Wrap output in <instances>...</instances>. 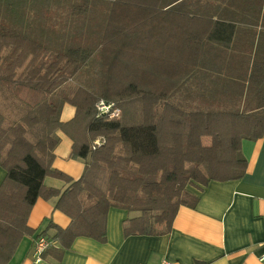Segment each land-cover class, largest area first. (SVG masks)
Instances as JSON below:
<instances>
[{
	"label": "trees",
	"instance_id": "16d2710c",
	"mask_svg": "<svg viewBox=\"0 0 264 264\" xmlns=\"http://www.w3.org/2000/svg\"><path fill=\"white\" fill-rule=\"evenodd\" d=\"M149 1L78 0L70 12L76 23L93 12L96 2L105 4L108 15L103 31L97 38L92 36L97 40L93 45L55 47L46 39L54 18L50 0L33 1L34 9L28 14L17 0H0V168L5 171L0 184V264H8L22 239L35 233L27 221L39 198H55L54 209L70 220L64 229L49 222L35 237H45L54 230L50 238L59 245L60 260L76 238L106 242L110 208L139 213L124 222L125 237L167 235L179 207H194L197 202L187 190L189 186L204 187L210 181L244 177L247 162L241 143L264 136V62L254 60L245 78L260 101L250 111L186 112L169 104L164 94H148L137 87L130 62L136 50L130 39L139 32L135 26L117 27L114 15L138 8H162ZM169 7L217 8L219 14L213 24L261 25L264 30V0H170ZM248 10L256 14H245ZM181 15L183 19L172 17L170 22L193 25L212 20ZM155 17H147L145 23H156ZM130 23L137 24V20ZM146 29L143 38L156 35ZM182 34L185 40L196 42L195 33ZM201 40L198 42L204 45ZM258 48L257 44L256 57ZM209 52V48L195 44L171 47L172 95L196 67L202 66L186 60L193 59L195 53ZM95 55L103 78L97 79V89L93 90L83 85L81 74L91 69ZM180 58L181 62H174ZM100 102L111 105L110 112L99 113ZM64 104L75 108L74 117L65 123L60 121ZM114 110H118L117 116H111ZM9 111L16 120L10 119ZM58 130L72 142L69 158L84 162L77 180L52 168ZM139 134L151 140V145L138 144ZM203 137L210 138L209 146L202 144ZM45 178L68 186L63 191L47 187ZM80 190L84 192L81 201Z\"/></svg>",
	"mask_w": 264,
	"mask_h": 264
},
{
	"label": "crops",
	"instance_id": "0c3cea01",
	"mask_svg": "<svg viewBox=\"0 0 264 264\" xmlns=\"http://www.w3.org/2000/svg\"><path fill=\"white\" fill-rule=\"evenodd\" d=\"M17 1L26 14L34 9L32 2L35 0ZM50 1L54 16L48 25L50 35L46 37L50 45H93L97 41L93 40L92 36L97 38L101 34L108 15L104 3L96 2L93 12L85 18L83 16L76 23V20L70 17V12L78 0ZM169 2L170 0H150L151 5H159L162 8H138L114 15L117 27L135 26V31L139 32V35L135 33L130 39V44L133 45L131 47L136 48L130 56V62L133 64V79L137 87L148 94L166 95L169 104L186 112H245L254 109L260 101L253 89L247 85L245 78L254 60L264 62V55L260 52H264V30L261 25L218 26L213 24L217 18L214 16L219 14L217 8L171 9ZM171 10L174 13L170 12ZM183 13L212 20H203L204 22L193 25L170 22L172 17L183 19ZM245 14L256 12L248 10ZM149 16H156L154 19L157 22L147 25L145 22ZM135 20L137 24L130 23ZM140 21L145 25H138ZM145 27L147 33L156 35L143 38ZM184 32L195 33L196 42L192 39L185 40L182 36ZM200 38L202 43L205 41L204 45L198 42ZM193 44L209 48L210 52L205 55L195 53L193 59L186 60L202 66L196 67L184 86L172 95L169 72L172 62L171 47L184 48ZM257 44L259 55L256 57L254 50ZM155 48L158 49L156 52ZM181 61L182 58L174 62ZM91 63V69L81 74L82 81L83 85L96 90L97 79L103 78V71L97 55L92 58ZM87 81L88 85L85 83ZM74 114L75 108L64 104L60 121L68 122ZM56 136L59 141L53 152L52 168L77 180L83 172L84 162L69 158L72 142L62 131H56ZM142 137V134L138 135V144L151 145V140ZM201 142L204 146H209L211 141L210 138L203 137ZM241 154L247 162L244 177L226 182L210 181L204 187L189 186L187 190L197 197V202L194 207H179L167 235L125 237L124 222L138 217L139 213L110 208L106 219V242L99 243L85 237L76 238L58 260L59 245L51 241L50 237L55 232L49 230L45 237L50 239L52 246L46 257H42L43 262L34 263L35 237L49 222L62 229L70 222L67 216L54 209L55 198L49 201L39 198L27 221V225L35 233L22 239L8 264H264V261L260 262L258 259L264 254V136L255 141L243 140ZM4 177L5 171L0 168V184ZM43 184L61 191L68 186L53 178H45ZM81 194L80 190L78 196ZM79 200L81 201V197ZM157 227L160 229V226Z\"/></svg>",
	"mask_w": 264,
	"mask_h": 264
},
{
	"label": "built area",
	"instance_id": "2783aa9c",
	"mask_svg": "<svg viewBox=\"0 0 264 264\" xmlns=\"http://www.w3.org/2000/svg\"><path fill=\"white\" fill-rule=\"evenodd\" d=\"M97 109H98L99 113H108V112H110L111 105L108 106V105H105L104 103L100 102L97 105ZM117 115H118V110H114L113 112H111V116H117ZM262 221L264 224V216L262 217ZM51 246H52V242L46 237H39L38 239H36L34 241V246H33L34 263L43 262L42 254L44 253L45 250H47ZM263 246H264V243H263ZM258 259L260 262H263L264 261V254H262ZM162 264H170V263L169 262H163Z\"/></svg>",
	"mask_w": 264,
	"mask_h": 264
},
{
	"label": "rangeland",
	"instance_id": "374dc122",
	"mask_svg": "<svg viewBox=\"0 0 264 264\" xmlns=\"http://www.w3.org/2000/svg\"><path fill=\"white\" fill-rule=\"evenodd\" d=\"M138 25H145V23H143L142 21H140V22L138 23ZM9 112H10V111H9ZM8 114H9L10 119H13V120H16V119H17V116H16L15 114H13V111H11V112L8 113ZM97 141H99V140H97ZM81 197H82V200H83L84 192H82Z\"/></svg>",
	"mask_w": 264,
	"mask_h": 264
}]
</instances>
